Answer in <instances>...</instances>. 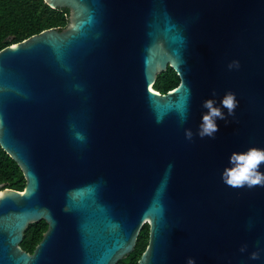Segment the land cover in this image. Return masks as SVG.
<instances>
[{
	"label": "water",
	"instance_id": "obj_1",
	"mask_svg": "<svg viewBox=\"0 0 264 264\" xmlns=\"http://www.w3.org/2000/svg\"><path fill=\"white\" fill-rule=\"evenodd\" d=\"M44 2L66 29L0 51V147L26 181L0 190V264H118L146 225L138 264H264V187L221 180L233 152L264 148V0ZM229 91L235 117L187 140Z\"/></svg>",
	"mask_w": 264,
	"mask_h": 264
},
{
	"label": "trees",
	"instance_id": "obj_2",
	"mask_svg": "<svg viewBox=\"0 0 264 264\" xmlns=\"http://www.w3.org/2000/svg\"><path fill=\"white\" fill-rule=\"evenodd\" d=\"M69 23L68 10H52L44 0H0V51L21 43L43 31L57 29L63 31ZM180 84L177 74L171 69L159 75L153 89L167 94ZM26 181L18 165L0 147V190L24 191ZM48 226L45 222L31 225L25 233L20 247L32 254L42 241ZM149 240L146 225L139 235L135 250L118 264H138Z\"/></svg>",
	"mask_w": 264,
	"mask_h": 264
},
{
	"label": "clouds",
	"instance_id": "obj_3",
	"mask_svg": "<svg viewBox=\"0 0 264 264\" xmlns=\"http://www.w3.org/2000/svg\"><path fill=\"white\" fill-rule=\"evenodd\" d=\"M228 67L230 70L239 68V61H233ZM212 95L216 96V92L214 91ZM238 106L239 102L236 95L231 91L225 93L219 102V106H217L216 99L205 100L202 107L206 111L202 114L198 131L194 134L191 129H186V139L192 141L194 135L200 139H215L216 133L219 131L217 120L228 123V117H235V110ZM224 109H227V115H225ZM179 114L181 123H185L188 119L186 101L181 105ZM160 122H162V117H158L157 119V123ZM229 165L224 168L221 174V180L226 186L233 189L264 187V172L261 171V166L264 165V148L253 146L246 151L233 152L229 157ZM169 167L171 168V165ZM244 251H246V248H241V252ZM251 258L258 259L259 254L253 253ZM187 264H195V260L190 258Z\"/></svg>",
	"mask_w": 264,
	"mask_h": 264
}]
</instances>
